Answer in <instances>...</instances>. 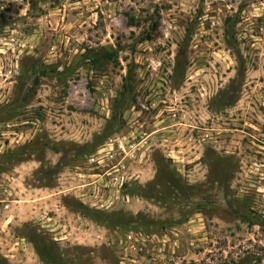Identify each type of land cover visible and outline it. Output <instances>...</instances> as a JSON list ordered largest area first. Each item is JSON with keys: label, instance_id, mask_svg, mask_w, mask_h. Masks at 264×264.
Wrapping results in <instances>:
<instances>
[{"label": "rangeland", "instance_id": "obj_1", "mask_svg": "<svg viewBox=\"0 0 264 264\" xmlns=\"http://www.w3.org/2000/svg\"><path fill=\"white\" fill-rule=\"evenodd\" d=\"M0 264H264V0H0Z\"/></svg>", "mask_w": 264, "mask_h": 264}, {"label": "built area", "instance_id": "obj_2", "mask_svg": "<svg viewBox=\"0 0 264 264\" xmlns=\"http://www.w3.org/2000/svg\"><path fill=\"white\" fill-rule=\"evenodd\" d=\"M113 148L114 147H110L106 155L99 156L97 153L93 154L90 157L89 162L91 163L97 162L98 163V165L96 166L97 168H106L104 169L103 172H96V174H98L101 179V185L104 183L105 185H108V186L110 185L122 186L128 180V179L127 180L125 179L126 175L122 171L124 165H122L123 167H120L117 164L109 165V162L105 161L106 160L105 158L114 157V154L112 152ZM128 237L130 238L129 247L132 250L138 251V248H140L138 245V242H139L138 237L134 235H129Z\"/></svg>", "mask_w": 264, "mask_h": 264}, {"label": "crops", "instance_id": "obj_3", "mask_svg": "<svg viewBox=\"0 0 264 264\" xmlns=\"http://www.w3.org/2000/svg\"><path fill=\"white\" fill-rule=\"evenodd\" d=\"M88 175L92 176V179L90 182L92 183L93 189L94 190L98 189L100 191L101 190V179L99 178V175L96 174L95 172L88 173ZM89 179H87V180H89Z\"/></svg>", "mask_w": 264, "mask_h": 264}]
</instances>
